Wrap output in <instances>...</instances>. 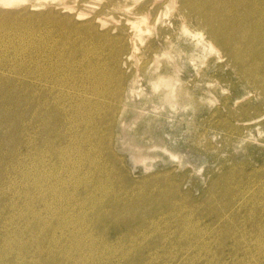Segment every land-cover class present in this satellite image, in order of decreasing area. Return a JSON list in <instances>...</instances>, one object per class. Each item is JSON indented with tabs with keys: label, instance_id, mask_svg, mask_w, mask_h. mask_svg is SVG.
<instances>
[{
	"label": "rangeland",
	"instance_id": "rangeland-1",
	"mask_svg": "<svg viewBox=\"0 0 264 264\" xmlns=\"http://www.w3.org/2000/svg\"><path fill=\"white\" fill-rule=\"evenodd\" d=\"M53 1L47 0V4L37 9L31 6L39 2L38 0L25 1V7L17 10L22 11L21 23L17 22L19 24H15V21L4 24L0 20V71H2L0 72V116L2 115L0 117L2 118L0 119V205L2 206H0V260L2 259L0 263L4 261L2 264H29L35 258L38 261H32L30 264H43L44 261L38 258L41 252L42 255H50L49 257L53 259L64 261L61 264H95L93 261H96V264H147L148 262L149 264H264V58L260 54L254 58H249L247 55V63L241 64L239 59L234 57L241 46L227 48L222 40L213 34L214 29L222 27L223 21L229 23L227 15H230L228 10L231 3H226L225 0H208L211 5L218 6L211 10L210 17L213 22L209 24L201 16L188 9L184 10L180 5L183 0H173V2L172 0H158L159 2L157 0H154L155 2L127 0L128 6L132 5L129 8L123 6L126 0H64L66 5L74 7V9L66 10L62 7L65 5L64 1H59L60 6H57L58 1L57 3ZM135 1L138 2L135 3ZM236 1L246 3L245 0ZM0 8L6 9L2 5ZM168 8L169 13L165 12ZM253 9L254 7L251 10ZM136 11H139V14ZM236 13L237 11L235 15ZM49 15H53L49 21H57L60 26L45 22ZM144 15L146 17L148 15V19L140 22V27L143 29L149 27L152 32L145 31L140 38L135 39L130 28L132 24L128 21H135L136 18L139 19ZM13 17L18 21L20 19L19 15ZM155 18L162 21L154 24L157 20ZM241 18L242 16H236V26L240 24ZM221 19L222 22H220ZM184 26L188 31L183 30ZM17 27L20 28L15 31ZM54 27L56 30L59 29L56 31ZM234 36L237 42L241 35ZM132 37H134L133 40L130 39ZM98 38L101 39L98 40ZM198 41L207 47L205 51L197 48ZM87 48L90 51L84 53L83 51ZM165 49L173 52V56L169 60L165 56H160L158 64L153 54L158 51L161 55ZM115 54L118 55L119 62L114 59ZM93 57L96 59L94 62ZM165 68L168 69L167 78L173 77L178 88L177 96L169 102L162 98L161 92L156 93L150 83L153 77L161 75ZM117 70L118 73H116ZM131 87L140 91L138 96L136 94L134 95L136 97H131ZM35 101L37 106L34 105ZM22 102L25 104L21 107ZM110 104L113 105L110 106ZM91 110L94 112L92 113ZM59 111H62V116ZM76 112L79 113L76 114ZM57 117H60L61 121L57 122ZM98 122L102 123L98 125ZM24 124H26L25 130ZM101 130L102 134H100ZM99 138L103 139L100 141ZM106 138H109V141ZM87 146L89 149H86ZM63 147L68 148L70 153L64 157V160L63 158L52 160L51 156L54 157L56 154L50 155L46 152ZM97 148L99 151L96 150ZM42 151L43 153L38 155ZM6 158L8 163L11 162L10 165L7 164ZM47 160L49 162L45 163ZM34 163L38 165L33 166ZM12 165H14L13 168H11ZM62 165L64 166L61 167ZM2 168L4 171L7 168L8 170L4 172ZM108 173L110 174L107 175ZM20 182H23L22 185ZM60 183H62L61 186ZM105 184L113 190L108 189L109 187ZM112 193L115 197L117 195L116 199ZM110 195L111 198H109ZM85 196H87L86 199H83ZM104 197L108 198L104 200ZM24 202L27 206L23 204ZM99 204L102 205L99 207ZM49 208L56 211V216L50 215V210L47 213L46 210ZM62 218L63 224L60 226ZM45 220L48 221L47 225L44 224ZM97 220L99 222H96ZM157 223L161 226L156 225ZM48 228H52V231L47 232ZM29 231H32L31 234ZM22 232H24L23 235ZM212 232L214 235L211 234ZM70 233L76 234V238H81L82 249L79 250L73 245L75 239L70 236ZM255 233L260 235L255 236ZM242 234L245 235L242 236ZM99 236L101 239L98 238ZM10 237L11 240H9ZM120 238L125 240V243L121 242ZM240 238L241 241H239ZM220 239L222 242H218ZM96 240L101 244L104 241L105 248L101 244L98 245ZM251 240H255L258 245ZM17 241L22 246L17 245ZM126 242L130 244L125 247L123 244L126 245ZM92 243L95 244L93 247L90 245ZM30 246L32 248H29ZM100 247L101 250H99ZM119 252L122 255H119ZM80 253L82 257L81 255L79 257ZM213 254L215 257L212 256ZM68 260L71 263H68Z\"/></svg>",
	"mask_w": 264,
	"mask_h": 264
},
{
	"label": "bare ground",
	"instance_id": "bare-ground-1",
	"mask_svg": "<svg viewBox=\"0 0 264 264\" xmlns=\"http://www.w3.org/2000/svg\"><path fill=\"white\" fill-rule=\"evenodd\" d=\"M25 1H29V0H0V5H2L3 7H5L6 9L5 10H3L4 8H0L1 9V11H0V14H3V15H0V20H2L1 22H4V24H6V23H12V22H10V21H15V24H19V23H21L20 21H21V17H20V15L22 14V11H17V10H19V9H21V8H23V7H25ZM37 1V0H36ZM39 2H37L36 4H33L31 7L32 8H35V9H37L38 7H43L45 4H47V0H38ZM41 1H44V2H46V3H42ZM52 1V0H51ZM56 3H57V1L59 2V1H61V2H63L64 0H54ZM53 1V2H54ZM121 1H123V0H121ZM154 1V0H153ZM153 1H152V3H153ZM158 1V0H157ZM162 1V0H161ZM167 1V0H166ZM207 1V2H206ZM226 1V3H231L229 6V10H228V12H229V14L230 15H227V17H228V22L229 23H225L224 21H223V25H221L222 27H218L217 29H214L213 30V34L218 38V39H220V40H222V43H223V45L225 46V47H227V48H230V47H237L238 45H240L241 46V48L239 49V50H237V52L235 53V55H234V57H237V59H239V61H240V63L242 64V63H245L246 62V58H247V55L249 56V58L250 57H256L257 55H261L263 58H264V0H245L246 1V3H239V2H237L236 0H225ZM61 2H59V3H57V6L59 5L60 6V4H61ZM138 1H135V3H137ZM155 2V1H154ZM159 2V1H158ZM172 2H173V0H172ZM64 3H65V1H64ZM123 3V2H122ZM63 4V3H62ZM133 4V3H132ZM146 4H148V3H146ZM145 4V5H146ZM155 4V3H154ZM122 5V4H121ZM180 5L182 6V8L185 10V9H188L190 12H192V13H195V14H197L198 16H201L202 18H204L205 19V21L206 22H208L209 24H212V22H213V20L211 19V17H210V12H211V10L213 9V8H217L218 6L217 5H211V2H209L208 0H183V1H181V3H180ZM123 6H125L126 8L128 7L129 8V6H132V5H129L128 6V4H127V0H126V2H125V4L123 5ZM63 8H64V10H66V9H74V7H70V6H68V5H66V3H65V5H63L62 6ZM116 7V6H115ZM120 7V6H119ZM122 7V6H121ZM170 7V6H169ZM254 7V9L253 10H251L252 8ZM122 8H124V7H122ZM121 8V9H122ZM139 8V7H138ZM148 8V7H147ZM166 8H167V6H166ZM166 8H164V9H166ZM176 8V7H175ZM174 8V9H175ZM149 10H150V8H148ZM148 9H146V10H148ZM132 10V9H131ZM143 11V10H142ZM160 11H161V9H160ZM169 8H168V10L167 11H165V12H168L169 13ZM237 11V13H236V15H235V12ZM2 12V13H1ZM136 12H138V14H139V11H136ZM141 12V11H140ZM162 12V11H161ZM214 12V11H213ZM6 13H7V15H6ZM131 13H133V12H131ZM149 14H150V12H148ZM147 13V14H148ZM167 13V15H169ZM142 14H143V12H142ZM144 14H145V10H144ZM148 14V15H149ZM156 14V13H155ZM159 14V13H158ZM163 14V13H162ZM217 14V13H216ZM228 14V13H227ZM11 15H13V16H15L16 17V15L18 16L19 15V17H20V19H19V21L18 20H16L13 16L11 17ZM148 15H147V17L144 15V17H141V18H136L137 20H135V21H131V20H129L128 22H130L131 24H132V27H130L131 29H132V31H133V35H134V37H135V39L136 38H140L141 36H142V34L146 31L147 33H149V32H152V31H150V28L149 27H146V29H143V27H140L141 25L139 24L140 22H145L147 19H148ZM160 15V14H159ZM166 15V14H165ZM170 15H172L171 13H170ZM242 16V18L239 20L240 22V24L238 25V26H236L237 24H236V16ZM79 16H82V14H79ZM2 17V18H1ZM50 17H53V15H49L48 17H46V19H45V22L47 21V22H52V23H54L55 25H58V26H60L59 25V23L57 22V21H49L50 20ZM135 17H137V16H135ZM156 17V16H155ZM158 17V16H157ZM169 17V16H168ZM12 18H14V19H12ZM180 18V17H179ZM222 19H223V17H221ZM12 19V20H11ZM57 19V18H56ZM155 19H157V20H155V22H154V24L155 23H159L160 21H162L161 19L159 20L158 18H155ZM217 19H218V14H217ZM222 19H221V21L220 22H222ZM219 20V19H218ZM165 21V20H164ZM216 21V20H215ZM17 22H19V23H17ZM183 23H185V21L183 20ZM1 24V23H0ZM14 24V23H13ZM12 24V25H13ZM15 24L13 25L14 27H16L15 26ZM236 24V25H235ZM11 25V26H12ZM12 26V27H13ZM20 26V25H19ZM19 28L20 27H17V29L15 30V31H18L19 30ZM23 28V27H22ZM30 28V27H29ZM56 27H54V29H55ZM65 28V27H64ZM54 29H52V31H54ZM59 29V28H58ZM57 29V30H58ZM67 29V28H66ZM92 29V28H91ZM9 30V29H8ZM25 30H26V28H25ZM56 30V29H55ZM56 30V31H57ZM62 30H63V28H62ZM71 30V29H70ZM95 30V29H94ZM183 30L184 31H186L187 30V28H186V26H184V28H183ZM12 31V30H11ZM28 31V30H27ZM51 31V30H50ZM67 31H69V30H67ZM92 31V30H91ZM130 31V30H129ZM188 31V30H187ZM36 32H38V31H36ZM66 32V31H65ZM70 32V31H69ZM90 32V31H89ZM127 32H128V30H127ZM16 33V32H15ZM14 33V34H15ZM18 33V32H17ZM21 33V32H20ZM43 33V32H42ZM53 33V32H52ZM54 33H56V32H54ZM58 33V32H57ZM59 33H60V31H59ZM59 33H58V35H59ZM71 33H73V32H71ZM92 33V32H91ZM131 33V32H130ZM7 34V33H6ZM13 34V35H14ZM24 34V33H23ZM36 34V33H35ZM49 34V33H48ZM62 34V33H61ZM81 34H83V33H81ZM106 34V33H105ZM189 34V33H188ZM237 34H240L241 36L238 38V43L235 41V37L236 36H234V35H237ZM41 35V34H40ZM57 35V36H58ZM92 35V34H91ZM91 35H90V37H91ZM94 35H97V34H94ZM93 35V36H94ZM104 35V34H103ZM18 36V35H17ZM20 36V35H19ZM26 36V35H25ZM32 36V35H31ZM49 36H50V34H49ZM48 36V37H49ZM59 36H61V35H59ZM63 37H64V35H62ZM68 36H71V35H68ZM192 37H195V35H191ZM8 37V36H7ZM40 37V36H39ZM65 37H66V35H65ZM76 37V36H75ZM80 37V36H79ZM82 37H83V35H82ZM86 37V36H85ZM95 37V36H94ZM130 37V36H129ZM134 37H132V38H130L131 40H133L134 39ZM22 38H24V37H22ZM55 38H57V37H55ZM60 38H62V37H60ZM68 38V37H67ZM74 38V37H73ZM190 38V37H189ZM234 38V39H233ZM18 39V38H17ZM20 39V38H19ZM65 38H63V40H64ZM71 39V38H70ZM101 38H98V40H100ZM42 40V39H41ZM44 40V39H43ZM67 40V39H66ZM86 40H87V37H86ZM89 40V39H88ZM90 40H91V38H90ZM107 40V39H106ZM130 40V41H131ZM62 41V40H61ZM72 41V40H71ZM74 41V40H73ZM92 41V40H91ZM96 42L95 43H97L98 44V42H97V40H95ZM84 42V41H83ZM87 42V41H86ZM85 42V43H86ZM100 42V41H99ZM105 42V41H104ZM26 43V42H25ZM59 43H60V41H59ZM92 43V42H91ZM94 43V44H95ZM198 43V46H197V48L200 50V49H202L203 51H205L206 49H207V47L201 42V41H198L197 42ZM30 44H31V42H30ZM46 44V43H45ZM73 44V43H72ZM88 44V43H87ZM26 45H28V44H26ZM60 45V44H59ZM90 45V44H89ZM93 45V44H92ZM96 45V44H95ZM237 45V46H236ZM85 46V45H84ZM101 46H104V45H102L101 44ZM71 47V46H70ZM96 47V46H95ZM98 47H100V46H98ZM65 48V47H64ZM63 48V49H64ZM76 48V47H75ZM18 49V48H17ZM23 49H24V47H23ZM81 49V48H80ZM78 50V49H77ZM24 51V50H23ZM30 51V50H29ZM56 51V50H55ZM62 51V50H61ZM86 51H90V49L89 48H87V49H85L83 52L84 53H86ZM68 52V51H67ZM75 52V51H74ZM99 52V51H98ZM24 53H25V51H24ZM29 53V52H28ZM31 53V52H30ZM63 53H65V52H63ZM80 53V52H79ZM173 53V52H172ZM171 53V51H169V50H167V49H165V51L163 52V53H161V55L159 54V52L158 51H156L153 55H155V60H156V62L159 64L160 63V56H165L168 60L173 56V54ZM203 53V52H202ZM238 53V54H237ZM53 54V53H52ZM90 54V53H89ZM204 54V53H203ZM203 54H202V56H203ZM16 55H17V53H16ZM26 55V54H25ZM71 55V54H70ZM72 55H74L73 53H72ZM84 55V54H83ZM50 56V55H49ZM54 56V55H53ZM65 56V55H64ZM85 56H87V55H85ZM91 56V55H90ZM97 56V55H96ZM102 56V55H101ZM28 57V56H27ZM36 57V56H35ZM67 57V56H66ZM92 57V56H91ZM198 57H200V56H198ZM40 58V57H39ZM102 58V57H101ZM202 58H204V57H202ZM73 59V58H72ZM93 59H94V57H93ZM114 59L116 60V61H118L119 62V58H118V55L117 54H115L114 55ZM166 59V60H167ZM201 59V58H200ZM236 59V58H235ZM83 60H84V58H83ZM96 59H94L93 60V62L95 61ZM101 60V59H100ZM244 60V61H243ZM264 60V59H263ZM262 60V61H263ZM60 61V60H59ZM80 61H82V60H80ZM89 61V60H88ZM102 61V60H101ZM77 62V61H76ZM84 62H86V61H84ZM92 62V63H93ZM100 62V61H99ZM98 62V63H99ZM238 62V61H237ZM74 63H75V61H74ZM78 63V62H77ZM101 63V62H100ZM114 63V62H113ZM116 63V62H115ZM247 63V62H246ZM49 64V63H48ZM18 66H19V64H17ZM102 65H104V64H102ZM2 66V65H1ZM48 66V65H47ZM4 67V66H3ZM15 67H16V65H15ZM22 67V66H21ZM82 67V66H81ZM114 67H115V65H114ZM114 67L112 68V69H114ZM74 68V67H73ZM78 68V67H77ZM93 68V67H92ZM111 68V67H110ZM4 69H5V67H4ZM4 69H2V70H4ZM11 69H13V68H11ZM16 69V68H15ZM19 69V68H18ZM18 69H16V70H18ZM57 69H59V68H57ZM70 69H72V68H70ZM85 68H83V70H84ZM109 69V68H108ZM111 69V70H112ZM21 70H22V68H21ZM43 70V69H42ZM79 70V69H78ZM82 70V69H81ZM87 70V69H86ZM85 70V71H86ZM106 70V69H105ZM111 70L109 71V72H111ZM40 71V70H39ZM46 71V70H45ZM91 71V70H90ZM0 72H2V71H0ZM9 72V71H8ZM32 72V71H31ZM113 72H115V69H114V71ZM112 72V73H113ZM6 73V72H5ZM45 73V72H44ZM47 73V72H46ZM49 73V72H48ZM107 73H108V70H107ZM116 73H118V70H117V72ZM168 69L167 68H165L164 70H162V73H161V75H159L158 77H153V79L150 81V83H151V86H152V88H153V90L157 93H160L161 92V96H162V98H164V100L166 101V102H169V101H171V99H173V98H175L176 96H177V92H178V88L176 87V81L174 80V78L172 77V75H171V77L172 78H167V76H168ZM35 75H36V73H34ZM39 74V73H38ZM42 75H43V73H41ZM105 74V73H104ZM95 75V74H94ZM170 75V74H169ZM62 76H63V74H62ZM70 76V75H69ZM98 76V75H97ZM101 76V75H100ZM106 76V75H105ZM29 77V76H28ZM27 77V78H28ZM85 77V76H84ZM87 77V76H86ZM95 77H96V75H95ZM102 78H103V76H101ZM176 77V76H175ZM3 78V77H2ZM30 78V77H29ZM43 78V77H42ZM51 78V77H50ZM55 78V77H54ZM67 78V77H66ZM65 78V79H66ZM93 78V77H92ZM99 78V77H98ZM106 78V77H105ZM4 79V78H3ZM41 79V78H40ZM69 79V78H68ZM85 80V79H84ZM88 80V79H87ZM36 81H38V80H36ZM35 81V83H37ZM53 81V80H52ZM149 81V80H148ZM175 81V82H174ZM1 82V81H0ZM26 82H28V81H26ZM30 82V81H29ZM82 82H85V81H82ZM179 82V81H178ZM48 83V82H47ZM68 83V82H67ZM86 83H87V81H86ZM112 83V82H111ZM211 83V82H210ZM29 84V83H28ZM39 84H40V82H39ZM56 84V83H55ZM75 84H77V83H75ZM141 84V83H140ZM26 85V84H25ZM43 85V84H42ZM44 85H46V84H44ZM71 85V84H70ZM111 85V84H110ZM264 85V84H263ZM1 86V85H0ZM29 86H30V84H29ZM36 86H37V84H36ZM48 86H50V85H48ZM23 87V86H22ZM51 87V86H50ZM53 87V86H52ZM94 87V86H93ZM27 88V87H26ZM55 88V87H54ZM81 88V87H80ZM97 88V87H96ZM104 88V87H103ZM111 88V87H110ZM161 88H163L162 90H161ZM180 88V87H179ZM28 89V88H27ZM57 89V88H56ZM108 89V88H107ZM131 94H132V98L133 97H136V96H134V95H136L137 94V96L139 95V92L140 91H137L136 90V88H133V87H131ZM19 90H21V89H19ZM41 90H43V89H41ZM40 90V91H41ZM55 90V89H54ZM59 90H61V89H59ZM93 90V89H92ZM28 91V90H27ZM45 91V90H44ZM67 91V90H66ZM69 91V90H68ZM107 92H108V90H106ZM21 92V91H20ZM29 92V94H31L30 93V91H28ZM28 92H27V94H28ZM51 92V91H50ZM54 92V91H53ZM59 92V91H58ZM64 92V91H63ZM154 92V93H155ZM190 92V91H189ZM25 92H23V94H24ZM44 93H46V92H44ZM69 93V92H68ZM98 93V92H97ZM106 93V92H105ZM110 93V92H109ZM155 93V94H156ZM16 94V93H15ZM22 94V95H23ZM60 94V93H59ZM77 94V93H76ZM108 94V93H107ZM111 94V93H110ZM154 94V95H155ZM179 94V93H178ZM33 95H34V93H33ZM42 95V94H41ZM40 95V96H41ZM46 95V94H45ZM81 95V94H80ZM16 96V95H15ZM14 96V97H15ZM20 96V95H19ZM47 96H48V94H47ZM108 96H110V95H108ZM130 96V95H129ZM157 96V95H156ZM160 96V95H159ZM21 97V96H20ZM19 97V99L21 100V98H23V97H21L20 98ZM24 97H26V96H24ZM69 97V96H68ZM96 97V96H95ZM99 97H100V95H99ZM102 97V96H101ZM105 97H107V95L105 96ZM105 97H103V98H105ZM34 98H36V97H34ZM62 98V97H61ZM94 98V97H93ZM156 98V97H155ZM57 99V98H56ZM69 99H70V97H69ZM107 99V98H106ZM105 99V100H106ZM179 99V98H178ZM43 100V99H42ZM79 100H80V98H79ZM97 100V99H96ZM104 100V101H105ZM160 100V99H159ZM180 100V99H179ZM8 101V100H7ZM19 101V100H18ZM22 101H24V100H22ZM70 101V100H69ZM107 101V100H106ZM135 101V100H134ZM42 102V101H41ZM40 102V103H41ZM47 102V101H46ZM57 102V101H56ZM60 102V101H59ZM65 102V101H64ZM63 102V103H64ZM74 102V101H73ZM98 102V101H97ZM116 102V101H115ZM127 102H128V100H127ZM175 101H173V103H174ZM4 103V102H3ZM2 103V104H3ZM15 103V102H14ZM37 103H39V102H37ZM39 103V104H40ZM67 103H68V101H67ZM67 103H66V105H67ZM71 103V102H70ZM85 103V102H84ZM101 103V102H100ZM106 103V102H105ZM104 103V104H105ZM25 104V103H24ZM23 104V102H22V104L20 105L21 107H22V105H24ZM27 104V103H26ZM36 104V101L34 102V105ZM138 103H136V105H137ZM70 105H72V104H70ZM85 105V104H84ZM97 106H98V104H96ZM100 105V104H99ZM103 105V104H102ZM113 105V104H112ZM111 104H110V106H112ZM135 105V104H134ZM169 105V104H168ZM6 106V105H5ZM9 106V105H8ZM35 106H37V105H35ZM74 106V105H73ZM77 106V105H76ZM88 106H89V102H88ZM91 106H93V105H91ZM109 106V107H110ZM122 106V105H121ZM124 106H126V105H124ZM124 106H123V108H124ZM130 106V105H129ZM165 106V105H164ZM167 106V105H166ZM176 106H177V103H176ZM2 107V106H1ZM24 107V106H23ZM29 107H31V106H29ZM33 107V106H32ZM59 107V106H58ZM68 107V106H67ZM67 107H65V108H67ZM101 107V106H100ZM104 107V106H103ZM131 108H132V106H130ZM135 107V106H134ZM138 107V106H137ZM170 108H171V106H169ZM28 108V107H27ZM35 108V107H34ZM33 108V109H34ZM93 108V107H92ZM18 109V108H17ZM17 109H15V112H17ZM24 109V108H23ZM45 109V108H44ZM103 109V108H102ZM138 109V108H137ZM163 109V108H162ZM2 110V109H1ZM51 110V109H50ZM67 110V109H66ZM69 110H70V108H69ZM79 110V109H78ZM77 110V111H78ZM96 110V109H95ZM101 110V109H100ZM110 110H111V108H110ZM128 110V109H127ZM139 110V109H138ZM142 110V109H141ZM140 110V111H141ZM143 110H145V109H143ZM172 110V109H171ZM21 111V110H20ZM20 111H18L19 113H20ZM28 111V110H27ZM29 111H30V109H29ZM37 111V110H36ZM71 111H72V109H71ZM76 111V110H75ZM92 111V110H91ZM90 111V112H91ZM97 111V110H96ZM104 111V110H103ZM123 111H124V109H123ZM1 112V111H0ZM23 112V111H22ZM32 112H34V111H32ZM45 112V111H44ZM94 111H92V113H93ZM100 112V111H99ZM128 112V111H127ZM147 112V111H146ZM156 112V111H155ZM12 113H14V111L12 112ZM31 113V112H30ZM30 113H29V115H30ZM59 113H60V115L62 116V111H59ZM58 113V114H59ZM63 113H64V111H63ZM67 113V112H66ZM79 113V112H78ZM77 112H76V114H78ZM84 113V112H83ZM103 113V112H102ZM113 113V112H112ZM132 113V112H131ZM2 114V113H1ZM4 114V113H3ZM22 114H24V113H22ZM36 115H37V113H35ZM35 114H33V115H35ZM88 115H89V113H87ZM115 114V113H114ZM134 114H137V112H134ZM133 114V115H134ZM26 115V114H25ZM36 115H35V117H36ZM67 115V114H66ZM94 115V114H93ZM101 115V114H100ZM99 115V116H100ZM116 115V114H115ZM121 115V114H120ZM119 115V116H120ZM143 115V114H142ZM2 116V115H1ZM0 116V117H1ZM12 116V115H11ZM44 116V115H43ZM73 116H75V115H73ZM79 116V115H78ZM102 116V115H101ZM14 117H15V115H14ZM69 117V116H68ZM71 117V116H70ZM76 117V116H75ZM91 117V116H90ZM93 117V116H92ZM95 117V116H94ZM93 117V118H94ZM112 117H113V115H112ZM22 118V117H21ZM32 118H33V116H32ZM81 118V117H80ZM100 118V117H99ZM102 118H104L103 116H102ZM0 119H2V118H0ZM6 119V118H5ZM4 119V120H5ZM68 119V118H67ZM90 119V118H89ZM88 119V120H89ZM98 119V118H97ZM101 119V118H100ZM111 119V118H110ZM19 120V119H18ZM72 120V119H71ZM91 120H92V118H91ZM104 120V119H103ZM1 121V120H0ZM9 121H10V119H9ZM22 121V120H21ZM32 121V120H31ZM56 121L57 122H59V121H61V119H60V117H57V119H56ZM67 121V120H66ZM69 121V120H68ZM67 121V122H68ZM101 121V120H100ZM123 121V120H122ZM3 122V121H2ZM5 123L7 122V121H4ZM17 122V121H16ZM36 122V121H35ZM43 122V121H42ZM72 122H73V120H72ZM78 122H79V120H78ZM34 123V122H33ZM89 123H90V121H89ZM92 123V122H91ZM99 123V122H98ZM102 123V122H101ZM101 123H99L98 125H100ZM27 124V123H26ZM26 124H24V130H25V125ZM29 124H31L30 122H29ZM110 124V123H109ZM73 125V124H72ZM96 125V124H95ZM123 125H125V124H123ZM5 126V125H4ZM19 126V125H18ZM36 126H38V125H36ZM58 126V125H57ZM71 126V125H70ZM90 126V125H89ZM68 127V126H67ZM75 127V126H74ZM93 127V126H92ZM97 127V126H96ZM98 127H100V126H98ZM65 128V127H64ZM77 128V127H76ZM22 129V130H23ZM41 129V128H40ZM95 129V128H94ZM10 130V129H9ZM16 130V129H15ZM21 130V131H22ZM31 130V129H30ZM65 130H67V129H65ZM77 130H79L78 128H77ZM76 130V131H77ZM96 130V129H95ZM99 131H100V129H98ZM14 131V130H13ZM38 131V130H37ZM70 131V130H69ZM30 132V131H29ZM33 132V131H32ZM93 132V131H92ZM96 132H98V131H96ZM104 132V131H103ZM9 133H10V131H9ZM41 133V132H40ZM65 133V132H64ZM63 133V134H64ZM69 133H71V132H69ZM13 134V133H12ZM27 134V133H26ZM66 134V133H65ZM74 134V133H73ZM94 135H95V133H93ZM99 134V133H98ZM100 134H102V130H101V133ZM105 134V133H104ZM2 136H3V134H1ZM6 135H7V133H6ZM25 135V134H24ZM13 136V135H12ZM17 136V135H16ZM31 136V135H30ZM29 136V137H30ZM103 136V135H102ZM105 136V135H104ZM73 137V136H72ZM87 137V136H86ZM101 137V136H100ZM4 138H5V133H4ZM4 138H3V140H4ZM8 138V137H7ZM9 138H10V136H9ZM23 138V137H22ZM89 138H90V136H89ZM93 138H95V136H93ZM92 138V139H93ZM49 139V138H48ZM64 139V138H63ZM84 139V138H83ZM97 139V138H96ZM103 139V138H102ZM102 139H100L99 138V140L101 141ZM107 139V138H106ZM106 139H104L105 140V142H106ZM109 139V138H108ZM107 139V140H108ZM31 140V139H30ZM89 140V139H88ZM98 140V141H99ZM10 141H11V139H10ZM23 141H24V139H23ZM65 141V140H64ZM69 141H70V139H69ZM79 141V140H78ZM81 142H82V140H80ZM97 141V140H96ZM109 141V140H108ZM19 142V141H18ZM21 142H22V140H21ZM62 142V141H61ZM73 142V141H72ZM154 142V141H153ZM14 143V142H13ZM27 143V142H26ZM25 143V144H26ZM30 143V142H29ZM35 143V142H34ZM77 143V142H76ZM87 143V142H86ZM90 143V142H89ZM95 143V142H94ZM99 143H101V142H99ZM103 143V142H102ZM58 144V143H57ZM64 144V143H63ZM83 144V143H82ZM96 145H98L97 144V142L95 143ZM17 145V144H16ZM15 145V146H16ZM19 145V144H18ZM28 145V144H27ZM26 145V146H27ZM33 145V144H32ZM25 146V147H26ZM31 146V145H30ZM85 146V145H84ZM19 147H21V146H19ZM28 147V146H27ZM67 147H69V146H67ZM103 147V146H102ZM32 148H33V146H32ZM31 148V149H32ZM73 148V147H72ZM20 149V148H19ZM24 149V148H23ZM37 149V148H36ZM36 149H34V150H36ZM68 148H65V147H63V148H60V149H56V150H52V149H50V151H46L48 154H50V155H53V154H56L54 157L53 156H51L52 157V160L54 159V158H59V160H61L62 158H63V160H64V157H67L70 153H69V149L67 150ZM84 149V148H83ZM86 149H89L88 148V146H87V148ZM27 150V149H26ZM41 150V149H40ZM45 150H46V148H45ZM82 150V149H81ZM91 150V149H90ZM94 150H95V148H94ZM96 150H98V148L96 149ZM144 150V149H143ZM11 151V150H10ZM14 151V150H13ZM12 151V152H13ZM19 151V150H18ZM29 151V150H28ZM28 151H26L27 153H28ZM30 151H32V150H30ZM83 151V150H82ZM99 151V150H98ZM26 153V154H27ZM35 153H37V152H35ZM43 153V151L41 152V153H38V155L39 154H42ZM88 153V152H87ZM137 153V152H136ZM139 153V152H138ZM10 154H11V152H10ZM9 153H8V156L10 155ZM15 154V153H14ZM17 154V153H16ZM77 154V153H76ZM1 155V154H0ZM33 155V154H32ZM37 155V154H36ZM37 155V156H38ZM44 155V154H43ZM148 155V154H147ZM5 157H7V155H4ZM12 156V155H11ZM29 156V155H28ZM80 156V155H79ZM93 156V155H92ZM1 157V156H0ZM15 157H16V155H15ZM14 157V158H15ZM22 157H24V156H22ZM30 157V156H29ZM28 157V159H30ZM36 157V156H35ZM35 157H34V159H35ZM44 157V156H43ZM42 157V158H43ZM145 157H146V153H145ZM3 158V157H2ZM88 158H90V157H88ZM148 157H146V159H147ZM17 159H19V157L17 158ZM32 159H33V157H32ZM37 159V158H36ZM68 159H70V158H68ZM67 159V160H68ZM145 159V158H144ZM3 161H4V159H2ZM27 160V159H26ZM38 160V159H37ZM36 160V161H37ZM17 161V160H16ZM23 161H25V160H23ZM32 160H30V162H31ZM35 161V162H36ZM40 161H41V158H40ZM55 161H58V160H55ZM71 161V160H70ZM76 161V160H75ZM78 161V160H77ZM6 162H7V164H9V163H11L10 161H9V163H8V161H7V158H6ZM19 162V161H18ZM22 162V161H21ZM30 162H27V163H30ZM41 162H43V161H41ZM40 162V163H41ZM47 162H49L48 160L45 162V163H47ZM62 162V161H61ZM83 162V161H82ZM102 162V161H101ZM4 163H5V161H4ZM12 163H13V161H12ZM17 163V162H16ZM26 163V164H27ZM32 163V162H31ZM38 163H39V161H38ZM65 163H67V162H65ZM72 163V162H71ZM78 163V162H77ZM92 163V162H91ZM43 164H44V162H43ZM52 164H54V163H52ZM73 164V163H72ZM10 165V164H9ZM18 165V164H17ZM23 165H24V163H23ZM29 165V164H28ZM37 166L35 163L33 164V166ZM41 165V164H40ZM60 165V164H59ZM98 165V164H97ZM13 166L14 165H12V167L11 168H13ZM19 166H20V164H19ZM53 166V165H52ZM64 165H62L61 167H63ZM6 167V166H5ZM8 167V166H7ZM18 167V166H17ZM22 167H24V166H22ZM44 167V166H43ZM67 167H69V166H67ZM75 167H76V165H75ZM94 167V166H93ZM10 168V167H9ZM20 168V167H19ZM45 168V167H44ZM54 168V167H53ZM52 168V169H53ZM59 168V167H58ZM65 168H66V165H65ZM74 168V167H73ZM98 168V167H97ZM3 169V171H4V168H2ZM22 169V168H21ZM37 169V168H36ZM46 169V168H45ZM48 169H49V167H48ZM64 169V168H63ZM70 169V168H69ZM94 169V168H93ZM6 170H8V168L6 169ZM6 170L4 171V172H6ZM14 170V169H13ZM16 170H17V168H16ZM15 170V171H16ZM30 170V169H29ZM43 170V169H42ZM53 170H57V169H53ZM66 170V169H65ZM78 170V169H77ZM76 170V171H77ZM20 171V170H19ZM18 171V172H19ZM32 171V170H31ZM45 171V170H44ZM47 171V170H46ZM59 171V170H58ZM74 171V170H73ZM91 171H92V169H91ZM18 172H16V173H18ZM37 172H39V171H37ZM36 172V173H37ZM42 172V171H41ZM50 172H52V171H50ZM49 172V173H50ZM54 172V171H53ZM60 172V171H59ZM86 172V171H85ZM106 172V171H105ZM1 173V172H0ZM3 173V172H2ZM15 172H13V174H14ZM33 173V172H32ZM67 173V172H66ZM93 173V172H92ZM97 173V172H96ZM21 174H23V173H21ZM31 174V173H30ZM70 174H71V171H70ZM99 174H101V173H99ZM110 173H108L107 175H109ZM2 175V174H1ZM11 175V174H10ZM23 175H25V173L23 174ZM22 175V176H23ZM26 175H28L27 173H26ZM41 175V174H40ZM53 175V174H52ZM68 175V174H67ZM93 175V174H92ZM6 176V175H5ZM5 176H4V178H5ZM14 176V175H13ZM30 176V175H29ZM51 176V175H50ZM66 176V175H65ZM69 176V175H68ZM73 176H74V174H73ZM73 176H72V178H73ZM96 176V175H95ZM98 176H100V175H98ZM8 177V176H7ZM6 177V178H7ZM21 177V176H20ZM35 177V176H34ZM33 177V178H34ZM38 177V176H37ZM76 177V176H75ZM89 177V176H88ZM104 177V176H103ZM9 178H10V176H9ZM13 178V177H12ZM11 178V179H12ZM17 178V177H16ZM15 178V179H16ZM30 179H31V177H29ZM39 178V177H38ZM56 178L58 179V175L56 174ZM93 178V177H92ZM107 178V177H106ZM108 178H109V176H108ZM107 178V180H110V179H108ZM111 178V177H110ZM19 179V178H18ZM21 179V178H20ZM26 179V178H25ZM24 179V180H25ZM75 179V178H74ZM85 179V178H84ZM100 179V178H99ZM3 180V179H2ZM10 180V179H9ZM8 180V181H9ZM13 180V179H12ZM40 180V179H39ZM51 180H52V176H51ZM64 180V179H63ZM77 180H79V179H77ZM90 180V179H89ZM6 181V180H5ZM11 181V180H10ZM14 181V180H13ZM17 181V180H16ZM44 181V180H43ZM57 181V180H56ZM70 181V180H69ZM80 181V180H79ZM97 181V180H96ZM100 181H102V180H100ZM99 181V182H100ZM61 182H62V180H61ZM104 182H106V180L104 181ZM3 183V182H2ZM1 183V184H2ZM6 183V182H5ZM21 183V182H20ZM23 183V182H22ZM22 183H21V185H22ZM72 183H73V181H72ZM75 183V182H74ZM77 183H78V181H77ZM101 183H103V182H101ZM9 184V183H8ZM18 184V183H17ZM16 184V185H17ZM31 184V183H30ZM29 184V185H30ZM48 184H49V182H48ZM57 184H58V182H57ZM61 184L62 183H60V186H61ZM70 184V183H69ZM94 184V183H93ZM104 184V183H103ZM106 184H108V183H106ZM105 184V186H108V185H106ZM3 185V184H2ZM11 185V184H10ZM37 185V184H36ZM53 185V184H52ZM75 185H77V184H75ZM82 185V184H81ZM98 185H101V184H98ZM8 186V185H7ZM27 186V185H26ZM47 186V185H46ZM71 186V185H70ZM3 187H5V186H3ZM24 187V186H23ZM29 187V186H28ZM44 186H42V188H43ZM49 187V186H48ZM51 187V186H50ZM55 187H56V185H55ZM58 187V186H57ZM109 187V186H108ZM22 188V187H21ZM20 188V189H21ZM27 188V187H26ZM68 188V187H67ZM77 188V187H76ZM83 188V187H82ZM92 188V187H91ZM103 188V187H102ZM102 188H101V190H102ZM105 188V187H104ZM49 189V188H48ZM53 189V188H52ZM95 189H97V188H95ZM98 189H99V187H98ZM108 189H110V187L108 188ZM8 190V189H7ZM6 190V191H7ZM15 190V189H14ZM68 190V189H67ZM76 190V189H75ZM100 190V189H99ZM110 190H113V188L112 189H110ZM121 190V189H120ZM44 191V190H43ZM46 191V190H45ZM63 192H64V190H62ZM83 191V190H82ZM85 191V190H84ZM93 191H94V189H93ZM96 191V190H95ZM98 191V190H97ZM104 191V190H103ZM119 191V190H118ZM117 191V192H118ZM49 192V191H48ZM51 192V191H50ZM56 192H57V189H56ZM66 192V191H65ZM104 192H106V191H104ZM103 192V195L105 194ZM116 192V193H117ZM37 193V192H36ZM93 193V192H92ZM106 193H108V192H106ZM110 193H111V191H110ZM113 193H115V192H113ZM112 193V194H113ZM3 194H4V192H3ZM17 194H19V193H17ZM16 194V195H17ZM41 194H42V192H41ZM47 194H49V193H47ZM51 194V193H50ZM63 194V193H62ZM75 194V193H74ZM90 194V193H89ZM102 194V193H101ZM119 194V193H118ZM25 195V194H24ZM45 195H46V193H45ZM107 195V194H106ZM115 194H113V196H114ZM120 195V194H119ZM47 196V195H46ZM56 196V195H55ZM88 196V195H87ZM87 196H85V198H83V199H86V197ZM26 197V196H25ZM28 197V196H27ZM33 197H34V195H33ZM51 197V196H50ZM49 197V198H50ZM116 197H117V195H116ZM116 197L114 196V199H116ZM29 198V197H28ZM31 198V197H30ZM38 198H39V196H38ZM48 198V199H49ZM90 198V197H89ZM92 198V197H91ZM105 198V197H104ZM108 197H106L104 200H106ZM109 198H111V195H110V197ZM57 200H58V198H56ZM82 199V198H81ZM101 199V198H100ZM6 200V199H5ZM24 200H26V199H24ZM63 200V199H62ZM93 200V199H92ZM103 200V201H104ZM109 200V199H108ZM107 200V201H108ZM112 200V199H111ZM27 201V200H26ZM101 202H102V200H100ZM255 201V200H254ZM21 202V201H20ZM40 202V201H39ZM41 202H43V201H41ZM47 202V201H46ZM59 202H60V200H59ZM85 202V201H84ZM92 202V201H91ZM94 202H95V200H94ZM98 202H99V199H98ZM256 202V201H255ZM31 203H33V202H31ZM53 203V202H52ZM87 203V202H86ZM103 203V202H102ZM262 203V202H261ZM23 204H25V202L23 203ZM65 204V203H64ZM81 204V203H80ZM96 204V203H95ZM106 204V203H105ZM250 204V203H249ZM255 205H256V203H254ZM259 204V203H258ZM26 205V204H25ZM42 205V204H41ZM49 205V204H48ZM54 205V204H53ZM90 205V204H89ZM91 205H93V204H91ZM100 205H102V204H99V207H100ZM104 205V204H103ZM1 206V205H0ZM27 206V205H26ZM50 206V205H49ZM59 206V205H58ZM78 206V205H77ZM246 206V205H245ZM2 207V206H1ZM4 207V206H3ZM42 207V206H41ZM57 207V206H56ZM103 207V206H102ZM101 207V208H102ZM107 207V206H106ZM247 207V206H246ZM245 207V208H246ZM255 207V206H254ZM254 207H252V209H255ZM47 208V207H46ZM58 208H60V206L58 207ZM93 208V207H92ZM100 208V209H101ZM104 208V207H103ZM250 209H251V207H250ZM48 210H50V208L49 209H47L46 211H47V213H48ZM82 210V209H81ZM94 210V209H93ZM84 211V210H83ZM86 211V210H85ZM91 211V210H90ZM89 211V212H90ZM104 211V210H103ZM4 212H5V210H4ZM17 212V211H16ZM41 212H43V211H41ZM40 212V213H41ZM88 212V211H87ZM94 212V211H93ZM250 212V211H249ZM249 212H248V215H249ZM1 213V212H0ZM6 213V212H5ZM21 213H23V212H21ZM49 213H50V215L51 214H55V216H56V211L54 210V209H52L51 208V210L49 211ZM97 213V212H96ZM99 213V212H98ZM103 213V212H102ZM10 214V213H9ZM32 214L34 215V213L32 212ZM62 214V213H61ZM81 214V213H80ZM87 214V213H86ZM90 214V213H89ZM95 213H93V215H94ZM255 213H253V215H254ZM2 215V214H1ZM8 215V214H7ZM15 215H17V214H15ZM20 215V214H19ZM85 215V214H84ZM92 215V214H91ZM96 215V214H95ZM247 215V214H246ZM20 216H22V214L20 215ZM49 216V215H48ZM76 216V215H75ZM101 216V215H100ZM99 216V217H100ZM14 217V216H13ZM17 217H19V216H17ZM33 217V216H32ZM86 217V216H85ZM103 217V216H102ZM102 217H101V219H102ZM251 217V216H250ZM249 217V218H250ZM259 217H261V216H259ZM262 217H263V215H262ZM15 218V217H14ZM22 218V217H21ZM42 218V217H41ZM45 218V217H44ZM51 218V217H50ZM53 218V217H52ZM55 218V217H54ZM83 218V217H82ZM255 218V217H254ZM253 218V220H255ZM7 219V218H6ZM12 219V218H11ZM19 219V218H18ZM43 219V218H42ZM49 219V218H48ZM66 219H67V216H66ZM257 219V218H256ZM9 220V219H8ZM46 220H47V218H46ZM45 220V223L44 224H46L48 221H46ZM55 220V219H54ZM53 220V221H54ZM60 220V219H59ZM93 220V219H92ZM100 220V219H99ZM99 220H97L96 222H99ZM10 221V220H9ZM68 221V220H67ZM67 221H65V222H67ZM76 221V220H75ZM13 222H14V219H13ZM18 222H20V221H18ZM92 222V221H91ZM256 222H258V221H256ZM262 222V221H261ZM260 222V223H261ZM15 223V222H14ZM155 223V222H154ZM165 223H167L166 221H165ZM1 224H2V222H1ZM7 224V223H6ZM12 224V223H11ZM21 224V223H20ZM19 224V225H20ZM48 224V223H47ZM46 224V225H47ZM63 224V218H62V220H60V226ZM97 224V223H96ZM159 223H157L156 225H158ZM167 224H169V223H167ZM254 224V223H253ZM4 225V224H3ZM71 225V224H70ZM87 225V224H86ZM153 225V224H152ZM155 225V227H157ZM160 225V224H159ZM171 225V224H170ZM169 225V226H170ZM263 225V224H262ZM6 226V225H5ZM4 226V227H5ZM26 226V225H25ZM89 226V225H88ZM161 226V225H160ZM163 226H165V225H163ZM183 226V225H182ZM187 226V225H186ZM255 226H256V223H255ZM260 226V225H259ZM11 227V226H10ZM14 227H16V226H14ZM13 227V228H14ZM32 227H34V226H32ZM45 227V226H44ZM69 227H71V226H69ZM76 227H78L77 225H76ZM85 227H87V226H85ZM93 227V226H92ZM152 227V226H151ZM189 227V226H188ZM252 227V226H251ZM24 228V227H23ZM57 228H58V226H57ZM56 228V229H57ZM97 228V227H96ZM154 228V227H153ZM159 228H161V227H159ZM167 228V226L165 227V229ZM187 228V227H186ZM193 228H195V226L193 227ZM201 228V227H200ZM230 228V227H229ZM233 228H235V227H233ZM256 228V227H255ZM263 228V227H262ZM7 228L5 227V230H6ZM81 229H82V227H81ZM157 229V228H156ZM181 229V228H180ZM189 229V228H188ZM199 229V228H198ZM231 229V228H230ZM258 229H260V227H258ZM16 230H20V229H16ZM71 230V229H70ZM75 230V229H74ZM143 230V229H142ZM159 230H161V229H159ZM168 230H169V228H168ZM168 230H167V232H168ZM176 230V229H175ZM182 230V229H181ZM185 230V229H184ZM192 230V229H191ZM196 230V229H195ZM235 230H236V228H235ZM253 230V229H252ZM256 230V229H255ZM254 230V231H255ZM263 230V229H262ZM15 231V230H14ZM46 231L47 232H51L52 231V228H48V229H46ZM91 231V230H90ZM96 231V230H95ZM94 231V232H95ZM137 231V230H136ZM145 231V230H144ZM188 231V230H187ZM202 230L200 229V232H201ZM213 231V230H212ZM254 231H253V234H254ZM259 231V230H258ZM13 232V231H12ZM30 232V231H29ZM32 232V231H31ZM31 232H30V234H31ZM71 232V231H70ZM75 232V231H74ZM98 232V231H97ZM139 232H141V231H139ZM166 232V231H165ZM189 232V231H188ZM211 232V231H210ZM217 232V231H216ZM227 232V231H226ZM234 232V231H233ZM246 232H247V229H246ZM257 232V231H256ZM23 233L24 232H22V235H23ZM60 233V232H59ZM91 233V232H90ZM96 233V232H95ZM101 233V232H100ZM105 233V232H104ZM147 233V232H146ZM168 233H170V232H168ZM173 233H174V231H173ZM179 233V232H178ZM194 233V232H193ZM197 233H199V231L197 232ZM208 233V232H207ZM220 233V232H219ZM222 233H223V231H222ZM262 233V232H261ZM21 234V233H20ZM30 234H28V235H30ZM94 234V233H93ZM93 234H91L92 236H94ZM136 234V233H135ZM144 234H145V232H144ZM211 234H213V232L211 233ZM225 234H227V233H225ZM230 234V233H229ZM256 234V233H255ZM7 235L9 236V234L7 233ZM74 235H75V237H74ZM96 235H98V234H96ZM99 235H101V234H99ZM165 235H167V234H165ZM202 235V234H201ZM201 235H199L200 237H201ZM209 235H210V233H209ZM214 235V234H213ZM219 235V234H218ZM235 235V234H234ZM234 235H233V238H234ZM243 235H245V234H242V236ZM260 235V234H259ZM259 235H255V236H259ZM13 236V235H12ZM39 236V235H38ZM70 236L73 238V239H75L74 241V246H76L77 247V249H82V247H81V245H80V243H82L81 242V238L80 237H78V238H76V234H74V233H70ZM83 236V235H82ZM141 236H142V234H141ZM192 236V235H191ZM193 236H194V234H193ZM198 236V238H200ZM235 236H238V235H235ZM247 236V235H246ZM7 237V236H6ZM33 236H31V238H32ZM52 237V236H51ZM61 237V236H60ZM101 236H99L98 238H100ZM106 237V236H105ZM120 237V236H119ZM123 237V236H122ZM121 237V238H122ZM139 237H140V235H139ZM167 237V236H166ZM172 237V236H171ZM213 237V236H212ZM227 237V236H226ZM245 237V236H244ZM8 238V237H7ZM55 238H56V236H55ZM87 238V237H86ZM89 238H91V237H89ZM96 238V237H95ZM120 238V240H121V242L123 241L122 239ZM170 238V237H169ZM183 238H184V236H183ZM220 238V237H219ZM232 238V237H231ZM237 238V237H236ZM243 238V237H242ZM253 238V237H252ZM62 239V238H61ZM85 239V238H84ZM101 239V238H100ZM130 239H132V238H130ZM140 239V238H139ZM181 239V238H180ZM185 239V238H184ZM193 239V238H192ZM222 239V238H221ZM221 239L220 240H218V242L219 241H221ZM247 239V238H246ZM250 239V238H249ZM255 239H257V238H255ZM9 240H11V237H10V239ZM8 240V241H9ZM18 240V239H17ZM19 240H21V238L19 239ZM86 240V239H85ZM84 240V241H85ZM99 240V239H98ZM181 240H183V239H181ZM203 240H205V239H203ZM238 240V239H237ZM243 240V239H242ZM33 241V240H32ZM94 241V240H93ZM97 241V240H96ZM107 241V240H106ZM109 241V240H108ZM118 241H119V239H118ZM125 241V240H124ZM123 241V242H124ZM131 241V240H130ZM132 241H134V240H132ZM138 241V240H137ZM189 241V240H188ZM200 241V240H199ZM210 241V240H209ZM225 241H226V239H225ZM239 241H241V238H240V240ZM251 241H253V240H251ZM255 241V240H254ZM253 241V242H254ZM260 241V240H259ZM20 242V241H19ZM71 242V241H70ZM113 242V241H112ZM112 242H111V244H112ZM117 242V241H116ZM120 242V241H119ZM135 242V241H134ZM133 242V243H134ZM172 242V241H171ZM194 242H196V241H194ZM206 242V241H205ZM222 242V241H221ZM238 242V241H237ZM243 242H244V240H243ZM249 243H250V241H248ZM256 242V241H255ZM32 243V242H31ZM30 243V244H31ZM89 243V242H88ZM91 243V242H90ZM94 243H96V242H94ZM97 243H98V241H97ZM96 243V244H97ZM108 243H110V242H108ZM115 243V242H114ZM125 243V242H124ZM181 243H182V241H181ZM191 243V242H190ZM197 243V242H196ZM195 243V244H196ZM199 243V242H198ZM202 243V242H201ZM207 243V242H206ZM248 243V244H249ZM263 243V242H262ZM93 244V243H92ZM90 244L92 247L95 245V244ZM99 244H101V243H98V245ZM104 244H106L104 241H103V244H101V245H103V247H104ZM118 243H116V245H117ZM121 244V243H120ZM127 242H126V245H124L123 244V246H127ZM130 244V243H129ZM129 244H128V246H129ZM139 244V243H138ZM193 244V243H192ZM203 244V243H202ZM201 244V245H202ZM205 244V243H204ZM210 244H211V242H210ZM237 244V243H236ZM240 244H242V243H240ZM247 244V243H246ZM251 244V243H250ZM256 244H257V242H256ZM255 244V245H256ZM4 245V244H3ZM17 245H20V246H22L20 243H18V241H17ZM80 245V246H79ZM84 245V244H83ZM100 245V246H101ZM133 245V244H132ZM194 245V244H193ZM218 245H219V243H218ZM243 245V244H242ZM245 245V244H244ZM258 245V244H257ZM256 245V248L258 247ZM259 245L261 246V244L259 243ZM87 246V245H86ZM115 246V245H114ZM120 247H122L123 248V246L122 245H119ZM170 246V245H169ZM172 246V245H171ZM173 246H175V245H173ZM179 246V245H178ZM177 246V247H178ZM181 246V245H180ZM204 246V245H203ZM205 246H207L206 244H205ZM205 246H204V248H205ZM210 246V245H209ZM222 246V245H221ZM232 246H233V244H232ZM238 246V245H237ZM11 247V246H10ZM19 247V246H18ZM50 247V246H49ZM54 247V246H53ZM58 247V246H57ZM81 247V248H80ZM89 247V246H88ZM87 247V248H88ZM92 247H91V249H92ZM98 247V246H97ZM109 247V246H108ZM107 247V248H108ZM119 247V248H120ZM177 247H175L176 249H178ZM218 247H220V246H218ZM234 247H236V246H234ZM249 247H250V245H249ZM29 248H32L31 246L29 247ZM28 248V249H29ZM75 248V247H74ZM96 248V247H95ZM94 248V249H95ZM105 248V247H104ZM103 248V249H104ZM116 248H118V247H116ZM245 248V247H244ZM255 248V249H256ZM264 248V247H263ZM39 249V248H38ZM91 249L89 248V250L91 251ZM129 249V248H128ZM183 249V248H182ZM186 249H188V248H186ZM195 249V248H194ZM193 249V250H194ZM198 249V248H197ZM196 249V250H197ZM208 249H209V251L211 250L209 247H208ZM243 249V248H242ZM261 249V248H260ZM259 249V250H260ZM65 250V249H64ZM87 250V249H86ZM99 250H101V247H100V249ZM98 250V251H99ZM112 250H114V249H112ZM121 250V249H120ZM126 250V249H125ZM192 250V249H191ZM199 250V249H198ZM201 250V249H200ZM199 250V251H200ZM244 250V249H243ZM246 250H248V249H246ZM251 250V249H250ZM257 250V249H256ZM262 250V249H261ZM260 250V251H261ZM31 251H32V249H31ZM71 251H73V250H71ZM82 251V250H81ZM93 251V250H92ZM109 251V250H108ZM117 251H118V249H117ZM116 251V252H117ZM124 251V250H123ZM203 251V250H202ZM205 251H206V249H205ZM38 252V251H37ZM50 252V251H49ZM79 252V251H78ZM88 252V251H87ZM95 252V251H94ZM93 252V253H94ZM130 252V251H129ZM190 252V251H189ZM211 252V251H210ZM209 252V253H210ZM246 252V251H245ZM10 253H12V252H10ZM17 253V252H16ZM86 253V252H85ZM97 253V252H96ZM99 253H101V252H99ZM105 253H107V252H105ZM108 253H110V252H108ZM107 253V254H108ZM114 253H115V251H114ZM131 253V252H130ZM181 253V252H180ZM19 254V253H18ZM39 254H41V256L40 257H38V258H40V260L42 261H44V263L43 264H61L62 262H64V261H61L60 259H53V257H49V256H47V255H42V253L40 252ZM57 254V253H56ZM55 254V255H56ZM69 254V253H68ZM71 254V253H70ZM75 254V253H74ZM95 254V253H94ZM103 254V253H102ZM110 254H112V253H110ZM117 254V253H116ZM121 253L119 252V255H120ZM176 254H178V253H176ZM198 254V253H197ZM206 254V253H205ZM260 254V253H259ZM73 255V254H72ZM80 255H81V253L79 254V257H80ZM97 255V254H96ZM106 255V254H105ZM113 255H115V254H113ZM122 255V254H121ZM200 255H201V252H200ZM218 255V254H217ZM251 255V254H250ZM264 255V254H263ZM8 257H9V255H7ZM11 256V255H10ZM68 256V255H67ZM83 255H81V257H82ZM86 256V255H85ZM126 256V255H125ZM129 256V255H128ZM212 256H214V254L212 255ZM248 256V255H247ZM259 256V255H258ZM7 257V258H8ZM16 257H18V256H16ZM21 257V256H20ZM33 257H35V256H33ZM88 257H90V256H88ZM101 257V256H100ZM104 257V256H103ZM124 257V256H123ZM171 257V256H170ZM175 257V256H174ZM196 257V256H195ZM215 257V256H214ZM217 257H219V256H217ZM244 257V256H243ZM242 257V258H243ZM245 257H246V255H245ZM244 257V258H245ZM22 258H25V257H22ZM74 259H75V256L73 257ZM73 258H71V259H73ZM87 258V257H86ZM91 258V257H90ZM89 258V259H90ZM98 258V257H97ZM97 258H95V259H97ZM116 258V257H115ZM115 258H112V259H115ZM118 258V257H117ZM126 258V257H125ZM150 258V257H149ZM172 258V257H171ZM200 258V257H199ZM203 258H205V257H203ZM221 258V257H220ZM240 258V257H239ZM37 259V258H36ZM77 259V258H76ZM75 259V260H76ZM85 259V258H84ZM93 259V258H92ZM104 259V258H103ZM110 259V258H109ZM111 259V260H112ZM151 259V258H150ZM187 259V258H186ZM193 259H194V257H193ZM197 259V258H196ZM211 259H215V258H211ZM238 259V258H237ZM246 259V258H245ZM249 259V258H248ZM2 260V259H1ZM0 260V261H1ZM9 260V259H8ZM19 260H20V258H19ZM18 260V261H19ZM74 260V261H75ZM83 260V259H82ZM91 260V259H90ZM89 260V261H90ZM94 260V259H93ZM99 260V259H98ZM120 260H122V258H120ZM126 260V259H125ZM199 260H201V258L199 259ZM219 260V259H218ZM23 261V260H22ZM32 261H34V262H36V261H38V260H35V258H33V260H31L30 262H29V264L32 262ZM80 261V260H79ZM78 261V262H79ZM85 261H87V260H85ZM101 261V260H100ZM99 261V262H100ZM151 261V260H150ZM188 261V260H187ZM244 261H246V260H244ZM255 261V260H254ZM20 262V261H19ZM18 262V263H19ZM67 262V261H66ZM71 263V261L70 260H68V263ZM82 262V261H81ZM93 262H95V264H96V261H93ZM102 262V261H101ZM185 262V261H184ZM194 262V261H193ZM252 262V261H251ZM250 262V263H251ZM261 262V261H260ZM2 263H4V261L2 262ZM2 263H0V264H2ZM9 263V262H8ZM21 263V262H20ZM104 263V262H103ZM113 263V262H112ZM151 263V262H150ZM202 263V262H201ZM256 263V262H255ZM7 264V263H6ZM12 264V263H11ZM41 264V263H40ZM66 264V263H65ZM80 264V263H79ZM83 264H85V263H83ZM86 264H88V263H86ZM100 264V263H99ZM147 264H149V262L147 263ZM185 264H189V263H185ZM192 264V263H191ZM195 264V263H194ZM222 264V263H221ZM245 264V263H244ZM247 264V263H246ZM257 264V263H256ZM259 264V263H258Z\"/></svg>",
	"mask_w": 264,
	"mask_h": 264
}]
</instances>
